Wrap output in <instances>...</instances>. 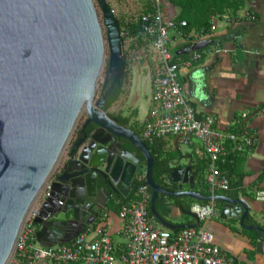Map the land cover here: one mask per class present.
Returning a JSON list of instances; mask_svg holds the SVG:
<instances>
[{"label":"water","instance_id":"1","mask_svg":"<svg viewBox=\"0 0 264 264\" xmlns=\"http://www.w3.org/2000/svg\"><path fill=\"white\" fill-rule=\"evenodd\" d=\"M208 45L200 43L192 50ZM105 70L102 89L109 87L95 101ZM124 71L121 31L106 0H0V264L13 258L22 230L49 185L36 209V237L44 246L67 244L97 223L109 190L129 195L142 164L138 153L145 160L151 218L158 226L186 228L159 214L156 201L161 195L220 202V218H240L241 228L257 232L256 252L264 253V229L244 224L249 205L243 199L195 192L189 166L170 172L177 192L156 184L147 146L104 107ZM85 114L64 174L51 183ZM186 215L198 222L191 210Z\"/></svg>","mask_w":264,"mask_h":264},{"label":"built area","instance_id":"2","mask_svg":"<svg viewBox=\"0 0 264 264\" xmlns=\"http://www.w3.org/2000/svg\"><path fill=\"white\" fill-rule=\"evenodd\" d=\"M160 4L161 0H156L153 12L137 16L141 24L138 36L130 35L126 27L121 33V37L125 39L126 36L136 46L141 44V52L153 66L151 106L140 138L150 144L174 139L178 145L185 147L199 143L209 160L206 181L213 197L218 191L228 192L231 189L230 173L225 168L228 159L254 148L258 135L246 124L247 113L240 116L232 131L223 132L218 129L215 117L196 112L184 93L181 69L191 68L202 61L209 52L207 46L198 50L192 48L209 42L206 40L208 36L190 39V35L183 32L187 23L166 20ZM247 19L254 21L255 14H248ZM214 29L212 26L211 30ZM177 40L190 42V47L184 49L183 57L177 56L174 62L175 55L171 49ZM227 53L222 48L214 50V54ZM261 111L264 112V108ZM145 179V173L138 176L144 184L138 188L134 200L123 204L116 201L120 205L118 217L123 222L124 247L120 252L106 227L108 214L104 212L99 215L101 223L97 227L87 228L71 242L42 245L36 237L39 227L34 223L35 209L22 230L9 264H242L215 244L212 233L206 227L218 214L217 202L197 203L191 207V212L204 226L177 231L164 229L155 226L149 216L152 193ZM253 196L256 202L264 203V189H256Z\"/></svg>","mask_w":264,"mask_h":264},{"label":"crops","instance_id":"3","mask_svg":"<svg viewBox=\"0 0 264 264\" xmlns=\"http://www.w3.org/2000/svg\"><path fill=\"white\" fill-rule=\"evenodd\" d=\"M244 1L245 7L236 14L227 13L212 18V26L215 29L211 30L212 39L206 47L209 52L199 64L181 69V82L186 98L196 112L215 117L218 129L223 132H230L242 114H249L245 122L257 132L258 142L254 148L246 151L244 156L245 161L240 172L245 176L238 198L249 205V217L257 223L250 226L261 227L264 224V203L256 202L253 195L256 189L264 186L263 183H258L259 176L264 172V112L261 111L264 108V0ZM160 9L166 20H175L180 13V10L173 7L168 0H161ZM252 13L256 19L249 21L247 15ZM197 36L201 37L192 32L190 39L194 40ZM188 47L190 42L177 40L171 52L175 56L183 57V50ZM219 48L227 50L228 53L214 54V50ZM138 51L141 52L142 49L139 48ZM134 68L146 75L139 74L136 79V88L139 87L142 94L140 97L132 92ZM153 73V66L147 60L142 65L134 66L130 72L128 90L124 91L117 105L110 108V115L122 113L129 116L132 111H137L134 121L142 128L151 106ZM124 101L125 105L121 106ZM159 144L166 152L180 151L181 165L189 166L193 159L204 156L202 147L197 142L185 147L178 145L174 139H164L160 140ZM234 178L239 179L237 175H234ZM188 188L183 187L184 190ZM195 204L197 203L192 206ZM219 211L217 216L206 224L215 244L242 264H264V253L256 252L257 235L253 246L249 237L232 230V227H236L248 231L241 228L240 218L222 220ZM103 212L108 214L105 224L115 247L120 252L124 247L123 222L117 213L111 210ZM167 221L179 227H196L199 223L176 209L167 217ZM199 225L204 226L201 222ZM246 251H253L254 257L249 258Z\"/></svg>","mask_w":264,"mask_h":264},{"label":"trees","instance_id":"4","mask_svg":"<svg viewBox=\"0 0 264 264\" xmlns=\"http://www.w3.org/2000/svg\"><path fill=\"white\" fill-rule=\"evenodd\" d=\"M168 2L173 7L178 8L180 10V13L175 19V21H185L187 23V26L183 29L184 34L188 36L192 32H195L200 36L207 35L208 38L206 40L212 39V35L210 32L212 28L213 17L223 16L227 13L236 14L238 10L245 7L244 0H168ZM153 11V6L149 5L146 7V10L143 14H148ZM117 22L121 33L123 27H126V30L132 36H138L141 30V24L140 21L137 20V18L127 22V25H124L119 19H117ZM124 40V37H121L122 45ZM139 46L141 47V44H139ZM176 58L177 56H174V62ZM123 60L125 65L124 74L122 75L119 83L114 86V89L108 95L104 106L106 110H109L116 102L119 101L120 97L124 94V87L130 79V69L128 68V64L124 57ZM110 117L116 120L119 125L128 128L139 136L141 135L142 129L145 125L143 124V127L139 128L138 123L134 121V119L137 117V111H132L129 116H124L122 113H119L117 115H110ZM233 128L234 127H232L231 131L233 130ZM79 134L80 130L77 136ZM74 143L75 142H73V144ZM144 144L147 146L151 156L154 159L153 179L156 184L169 192H177L178 186L171 182L170 172L173 169H183L188 167L180 164V151H175L174 153L166 152L164 151L162 145L159 144V141H156L152 144L144 142ZM128 148L134 151L133 147L128 146ZM245 154L246 152L241 155L232 156L228 159L225 168H227L230 173L229 178L231 189L228 192L218 191L216 192V196H226L231 199H237L239 197V192L242 189V179L245 176V174L240 172L242 171V165L245 161ZM138 155L142 158V164L138 170V174L131 183L129 195L127 197H123L121 194H116L109 190V201L107 203L105 211L111 210L118 214L120 205L117 204L116 201H119L121 204H123L128 203L129 201L134 200L136 198V192L138 188L144 184L143 181L138 180V176L143 175L145 173V160L139 153ZM189 167L191 168V175L194 178V191L205 197H210L209 185L206 181L209 160L205 157V155L200 158H195L192 160ZM234 175H237L239 179L237 178V180L236 178H234ZM258 183L264 184V172L259 176ZM100 186L105 187V184L101 183ZM258 189H264V186L259 187ZM194 203H200L204 205L207 202H196L189 198L174 199L161 195L156 201V209L159 214L167 221V217L170 216L173 210L176 209L178 211H181L182 213H186L190 211L192 204ZM216 204L217 210H221L223 204L220 202H217ZM149 216L152 217L150 208ZM100 223L101 222L98 219L97 223L93 227H97ZM152 223L155 226H158L155 220H152ZM244 224L246 226L257 225V223L251 217H249V220L246 221ZM261 227L264 229V224ZM232 230L236 232H241L245 236L249 237L252 245H255V237L257 235L256 231L248 232L245 230H240L236 227H232ZM246 254L249 258H253L255 253L253 251H246Z\"/></svg>","mask_w":264,"mask_h":264},{"label":"rangeland","instance_id":"5","mask_svg":"<svg viewBox=\"0 0 264 264\" xmlns=\"http://www.w3.org/2000/svg\"><path fill=\"white\" fill-rule=\"evenodd\" d=\"M106 1L110 5V7L112 8L115 18L119 19L124 25L127 21H130L132 18L135 19V18H137V16L143 14V12L146 10L147 6H149V5L155 6L156 5V0H106ZM98 11H99L100 20L102 22V14H101L99 9H98ZM104 32H106L105 27H104ZM138 50H139V47L136 46L135 43H132L129 40V38L127 39L125 36V42L122 45V54H123V56L125 55L124 57H126V59L128 60L130 72L132 71L134 66L142 65L147 60V58H145V55L142 52H139ZM107 57L109 58L108 52H107ZM108 58H107V61H108ZM139 74L141 76H146L143 72H140V71H138L137 68H134V78H133L134 83H133L132 92L135 93V95H138L140 97L142 95L139 91L140 88L139 87L136 88V84H137L136 79H137V76ZM105 75H106V70L103 73V75L101 76L100 81L98 82V85L96 88L95 101L100 97V92L102 90V83L105 79ZM128 85H129V80L124 87V91L128 90ZM146 87H147V84H146ZM125 103H126V101H124L121 106H124ZM114 105H117V102ZM86 118L87 117L85 114L83 116L79 126L77 127L68 147H67V150L64 154V157L62 159L60 167L58 168L54 178L51 181V183L53 182V180L55 179V177L59 173V171L62 169V167L66 161V158L69 156V153H70L71 148H72V144H73V142L76 141L77 134H78L79 130L81 129V126H82V124ZM185 189H187V187ZM48 190L49 189L47 188V190L44 192V194L40 198L35 209H37L38 206L45 200L46 194L48 193Z\"/></svg>","mask_w":264,"mask_h":264},{"label":"flooded vegetation","instance_id":"6","mask_svg":"<svg viewBox=\"0 0 264 264\" xmlns=\"http://www.w3.org/2000/svg\"><path fill=\"white\" fill-rule=\"evenodd\" d=\"M107 87H109V86H107ZM107 87H106V89L105 90H101V92H100V97L99 98H102L103 97V95L106 93V91H107ZM98 98V99H99ZM106 100H107V98H106ZM106 100H105V103H106ZM84 123H85V121L83 122V124H82V126L84 125ZM82 126H81V129H82ZM81 129H80V132H81ZM90 129H91V127H88L87 128V132H89L90 131ZM80 137V134L77 136V138H76V141H77V139ZM124 146V148H126V149H128V146L126 145V144H124L123 145ZM129 150V149H128ZM63 174H64V168L62 167V169L59 171V173L56 175V177H55V179L53 180V182H55L59 177H61V176H63ZM108 201H109V199H108ZM108 201H107V203H108ZM102 212V211H101ZM100 212V214H102Z\"/></svg>","mask_w":264,"mask_h":264}]
</instances>
